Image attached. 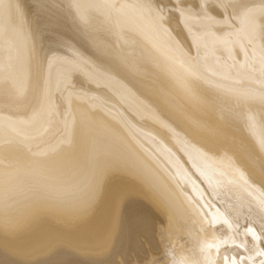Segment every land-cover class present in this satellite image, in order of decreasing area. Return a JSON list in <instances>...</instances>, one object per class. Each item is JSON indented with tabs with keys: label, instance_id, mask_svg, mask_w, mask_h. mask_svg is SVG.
Segmentation results:
<instances>
[{
	"label": "bare ground",
	"instance_id": "obj_1",
	"mask_svg": "<svg viewBox=\"0 0 264 264\" xmlns=\"http://www.w3.org/2000/svg\"><path fill=\"white\" fill-rule=\"evenodd\" d=\"M141 237L264 264V0H0V263Z\"/></svg>",
	"mask_w": 264,
	"mask_h": 264
},
{
	"label": "rangeland",
	"instance_id": "obj_2",
	"mask_svg": "<svg viewBox=\"0 0 264 264\" xmlns=\"http://www.w3.org/2000/svg\"><path fill=\"white\" fill-rule=\"evenodd\" d=\"M164 219H166V218L162 217V216L157 218L158 222L164 221L163 223H166V221ZM157 220H156V222H157ZM152 240H153L152 245H155V243H157L156 242L157 240L155 239L154 236H153ZM150 246H151V243H149V241H147L144 237H141V238H139V244L137 246H133V247L131 246L128 249V252L126 255H123L121 253L116 254V256L114 258V262L116 264H132L135 260L137 261L138 259L143 261V260H145V257H143V258H140V257L148 251ZM0 264H3V263H0Z\"/></svg>",
	"mask_w": 264,
	"mask_h": 264
}]
</instances>
